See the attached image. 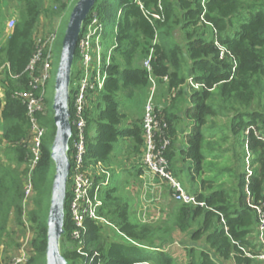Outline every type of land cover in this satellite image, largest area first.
<instances>
[{"label": "trees", "instance_id": "trees-1", "mask_svg": "<svg viewBox=\"0 0 264 264\" xmlns=\"http://www.w3.org/2000/svg\"><path fill=\"white\" fill-rule=\"evenodd\" d=\"M78 1L52 3L64 11ZM44 5L45 0H0V249L10 244L12 252L21 247L27 235L24 186L35 159L29 145L27 106L16 95L31 89L27 68L36 52L37 34L43 32L39 29L43 15H57ZM95 12L104 28L120 16L117 32L113 29L111 63L104 70V89L87 111L86 165L108 163L120 137L131 138L137 150L145 148L143 120L132 128L123 126L118 97L123 90L129 89L128 97H133L148 88V72L141 64L153 50V73L167 92L162 95L173 96L158 112L166 126L164 137L170 142L165 157L176 179L182 172L188 174V193L206 207L176 202L169 190L173 204L164 221L143 222L133 212L135 220L119 187L110 182L101 195L100 219L85 222L84 254L77 252L78 242L71 239L76 228L67 214L61 245L70 241L76 248H61L62 255L68 264H178L167 247L174 245V236L179 233L187 239L181 245L185 246L189 264H262L246 253L255 256L259 249L258 219L249 206L247 188L250 199L259 201L264 183V0H207L205 9L202 0H104L97 2L89 20ZM245 14L248 18L244 22L237 21ZM9 19H15L12 29L7 28ZM64 35L65 29L61 41ZM104 39L107 51L111 47L105 45L106 34ZM216 42L224 49L223 57ZM80 74L77 70L72 78L76 80ZM189 79L199 88L187 87ZM221 114L227 126L212 127V119ZM36 119L46 129V136L40 159L31 172L33 210L27 218L32 239L31 257L26 264H47V219L53 182L47 143L53 142L56 128L53 114L46 117L37 113ZM205 127L212 132L206 143ZM221 133L222 137L217 136ZM239 137L243 139L238 141ZM230 141L231 145L224 147ZM240 143L245 149L244 159ZM247 149L255 166L249 183ZM208 153L219 156L218 172L226 176L222 182L206 177L215 171L204 166L210 158ZM180 162L187 163V168ZM195 181L198 188L194 187ZM106 227L116 228L129 245L112 241L105 233Z\"/></svg>", "mask_w": 264, "mask_h": 264}, {"label": "built area", "instance_id": "built-area-1", "mask_svg": "<svg viewBox=\"0 0 264 264\" xmlns=\"http://www.w3.org/2000/svg\"><path fill=\"white\" fill-rule=\"evenodd\" d=\"M207 0H202V6L205 9ZM205 14V10L203 12ZM120 16V15H119ZM204 16H201L204 21ZM90 17V16H89ZM154 18L160 19L159 16L153 15ZM88 21V20H87ZM86 21V22H87ZM84 23L82 34L77 46V54L80 57V65L78 67V79L72 80L71 84V125L72 139L70 142L71 172L70 182H73L71 190L68 191L69 198L67 200V211L71 222L76 230L72 233L71 239L85 248V236L87 228L85 222L87 220H99L98 211L102 206L103 189L109 186L111 182V174L108 169L98 162L95 165H86L87 156V111L90 107V102L93 98L99 96L104 89L106 80L105 67L111 63L114 47L107 52L104 50L103 42L105 28L100 23L97 13H93L91 19L86 24ZM119 22V21H118ZM206 23V22H205ZM207 24V23H206ZM15 25V19H11L8 24V29H12ZM115 31L117 32V26ZM43 32L37 34L36 52L27 68L30 75V90L20 92L16 96L23 101L27 106V116L30 121V149L34 154V161L31 166L30 174L25 179L24 186V224L26 226V238L21 241V247L18 249L8 264H26L31 257L29 244L32 239V231L29 227L28 213L33 210L31 202L34 195V184L31 177V172L34 166L40 159L43 140L46 136V129L40 125L36 119V114L41 113L44 116H50L51 104L48 102V86L55 76V57L54 44L57 39L55 33L48 34L47 37H42ZM216 46L221 51L223 57L224 49L216 42ZM76 54V55H77ZM153 50L150 51L147 58L144 60L143 67L148 72L149 86L151 96L143 111V130H144V152L143 166L152 176V180L158 183L161 188L166 187L172 192L174 201L181 202L186 205L206 207L204 202H198L197 198L186 192L181 183L176 179L171 171L170 163L165 157V150L170 142L164 137L163 129L166 127L161 123L158 117V112L162 108L154 105L153 95L157 90V79L153 73ZM167 80L164 79V82ZM190 85L196 89L198 85L193 84L190 80ZM165 106V104H164ZM250 130L246 132L249 135ZM159 139V140H158ZM247 151V182H250V177L253 176L255 166L252 165V154ZM110 177V179H109ZM104 178V179H103ZM97 179H102L97 182ZM249 196V206L254 210L257 219L258 227L256 240L259 246L257 255L246 253V255L254 260L264 264V183L262 187V198L259 201L250 199L251 193L247 188ZM83 251L81 250L80 253ZM86 264V263H84Z\"/></svg>", "mask_w": 264, "mask_h": 264}, {"label": "rangeland", "instance_id": "rangeland-1", "mask_svg": "<svg viewBox=\"0 0 264 264\" xmlns=\"http://www.w3.org/2000/svg\"><path fill=\"white\" fill-rule=\"evenodd\" d=\"M104 1V0H101ZM100 2V1H99ZM71 5L69 6V8L67 10L64 11H59V5H53L52 0H45V9L49 10L52 9L53 11L57 12V15L54 17H48L45 14L43 15L40 25H39V29L43 31L42 37H47L49 36L48 34H52L55 33L57 36V39L55 41L54 44V51H55V73H56V69L58 67V62H59V57H60V52H61V48H62V42L61 38H62V34L63 31L65 29H67V25L72 13L73 8L71 6H73V2L70 3ZM95 10V8H94ZM93 10V12H94ZM14 9L12 8L9 13L11 14V12H13ZM119 15L118 14V20L114 21L112 24H107L105 27V34L107 37V41H106V47L110 48L113 46L114 42H113V33L116 29L117 24H119ZM248 18V15L245 14V16H241L237 19V21L239 22H244L246 19ZM89 20V19H88ZM11 21V19L8 20L7 22V28H8V24ZM89 21H87L88 23ZM86 23V24H87ZM114 29V31H113ZM116 32V31H115ZM64 39V37H63ZM104 43H105V39H104ZM111 50V48L107 51L109 52ZM144 63V61H143ZM143 63L141 64V66L143 67ZM80 65V57L77 54L76 58H75V63H74V67H73V73L77 72L78 67ZM1 73V72H0ZM54 78L55 76H53V79L51 81V90L49 89V94H48V100L50 101V103L53 106V98H54ZM1 79V77H0ZM165 84H162L161 86H159V84L157 83V90L155 92V94L153 95L154 98V105L157 108V105L160 103L159 101V96L160 94L166 92L165 89ZM149 86V85H148ZM191 87L190 85V79L188 80V85L187 87ZM165 90V91H164ZM142 92V91H141ZM141 92H136L133 97H128V95L131 93V91L128 90H123L121 91V93L119 94L118 97V102H119V108H120V112L123 114L124 116V123L123 126H125V123H127V121H129L130 118H133L136 115H139L140 113H143L144 108L151 96V91L149 90V94L147 95V98H144V95ZM167 93V92H166ZM165 93V94H166ZM173 97L171 95L166 96L163 100L165 102H163L164 104H168L169 103V99ZM145 100V101H144ZM263 104H264V97H263ZM186 104L182 103V108H185ZM254 108H257V105L254 104ZM52 111V110H51ZM222 113V112H221ZM224 114V113H223ZM221 114L218 118L212 119V127H218V128H223L225 126H227L228 121L226 119V117H223L224 115ZM50 116H52V112L50 114ZM248 119H246L245 121H248ZM189 125V123H188ZM122 126V127H123ZM182 124L179 126V129L182 130ZM190 132V129L188 130ZM212 134V132L209 130L208 127L203 128V135L205 136L206 140L205 143L207 141V138L210 137V135ZM224 134H218L217 136L222 137ZM243 135V134H242ZM243 139V137H239L238 141H241ZM204 143V144H205ZM49 148L53 147V142L52 143H47ZM231 145V141L227 143V145H225L224 147ZM240 147H241V155H242V159L245 158L246 153H245V149L242 148L241 143H240ZM114 151L117 153H121L122 149H123V140L122 137L119 138L118 142L115 144L114 146ZM205 153V151H204ZM206 155V154H205ZM209 157L206 162L204 163V166H206V168H213L215 171L212 173H209L206 175L207 179L210 180H219L220 182H222L226 176H222L219 174V168H221L220 162H219V156L217 154H213V153H208ZM70 156H72L71 151H70ZM143 164V163H142ZM187 164V163H186ZM185 163L180 162V166L183 167L185 166V168H187ZM105 166V165H104ZM223 166V165H222ZM111 180H112V176H113V182L117 185H119V189H120V193L122 198L124 199V201L129 205V208L131 210L132 213V218L136 220V216L137 218H139L140 220H142L143 222H147V223H156L157 221H164L166 219L167 216V211L170 212V209L172 207L169 208L168 206V200L169 198H167V196H170V192L169 190H167L168 188L163 187V189L161 188L160 185H158V183H156L155 181L152 180V176L151 174L148 172V170L145 168V174L143 175L142 180L139 182V184H133L132 186L130 185L129 187H127L125 189V185L123 184L124 181H122V175L114 172L111 173ZM54 176V166L52 169V179ZM188 174L186 172H182L179 174L177 180L181 183V185L183 186L184 190L186 192L189 185V179H188ZM110 179V177H109ZM135 183V182H134ZM73 182H70L68 185V191L71 190ZM194 187L198 188L199 184L195 181L194 182ZM167 190V191H166ZM136 210V211H135ZM134 215L136 213V216ZM105 233H107V235H110L111 240L115 241V242H121L124 245L128 246L129 245V241H126L125 239H123L119 234L118 231L116 230V228H112V227H106L105 228ZM18 237H16V243L19 244L17 242ZM175 242L174 245H170L169 247H167V252L175 259L177 260L178 264H189V258L186 256V251H185V246L181 245V242L186 241L187 239H185V237L183 235H180L179 233L175 234L174 236ZM19 241V240H18ZM8 246V247H7ZM11 245L7 244L4 246V252L0 253V255L2 254V257H6L5 260L0 261V264H6L7 261L9 260L10 254H8V251L12 249L10 248ZM61 248L67 250V251H72L76 248V246L74 245L73 242H67L61 245ZM83 250V248L78 244L77 246V252L80 253V251ZM61 252L62 249H61ZM10 253V252H9ZM153 253H157V250H154ZM8 255V256H7ZM96 256V255H95ZM86 264H88V262H85ZM90 263V261H89Z\"/></svg>", "mask_w": 264, "mask_h": 264}, {"label": "water", "instance_id": "water-1", "mask_svg": "<svg viewBox=\"0 0 264 264\" xmlns=\"http://www.w3.org/2000/svg\"><path fill=\"white\" fill-rule=\"evenodd\" d=\"M99 1L101 0H79L73 7L54 78V100L53 106L51 104V110L56 131L53 147L50 148L54 176L47 219V264H68V261L62 255L61 243L66 233V208L71 172L69 152L72 139L70 102L73 67L84 23L88 20Z\"/></svg>", "mask_w": 264, "mask_h": 264}, {"label": "crops", "instance_id": "crops-1", "mask_svg": "<svg viewBox=\"0 0 264 264\" xmlns=\"http://www.w3.org/2000/svg\"><path fill=\"white\" fill-rule=\"evenodd\" d=\"M141 93L144 95V98L146 99L147 95L149 94V89L147 88L145 91H142ZM165 95L160 94V96L158 98L159 101H160V98H162L160 103L157 105L160 108L164 107L163 102H165V101L163 99H164V97H166ZM162 96H164V97H162ZM0 97H3V93H2L1 89H0ZM142 120H143V113H140L139 115H136L133 118H130L129 121H127V123H125V127L126 128H132L136 124L139 125V123ZM1 134H2V132H1V128H0V135ZM122 140H123V149H122L121 153L116 154V152L114 151L112 153L108 163L105 164V167L108 169L110 174L117 172V173L122 175V181H124L123 184L125 185V189H126L130 185L132 186L133 184H139V182L143 178V175L145 174V167L142 164L144 148L141 147L140 150H137L136 145L131 138H122ZM183 168L185 169V166H183ZM112 184L119 187V185H117L113 182V176H112V180H111V185ZM167 198H169L168 206L170 207V205L173 204V201L171 200L170 196H167ZM12 251L11 250L8 251V254H10V257H9V260L7 261L6 264H8L10 259L16 255L18 250L14 251V252H12ZM3 252H4V247H2L0 249V253H3ZM2 256L3 255L1 254L0 255V261H3L6 259V257H2Z\"/></svg>", "mask_w": 264, "mask_h": 264}]
</instances>
